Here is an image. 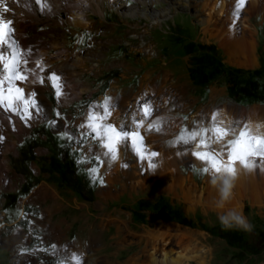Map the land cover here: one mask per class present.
I'll use <instances>...</instances> for the list:
<instances>
[{"label":"rangeland","instance_id":"1","mask_svg":"<svg viewBox=\"0 0 264 264\" xmlns=\"http://www.w3.org/2000/svg\"><path fill=\"white\" fill-rule=\"evenodd\" d=\"M204 1L209 0H152L142 4V9L138 0H115L111 5L105 1L104 14L88 7L87 18L91 22L88 27L71 23L68 15L73 14L72 8H66L64 0L54 12H41L35 3L32 4L37 13L26 20L22 49H31L32 56L37 55L38 60L51 59L49 68L62 61V57H55L58 53L67 52L71 58L79 53L88 59L78 75L71 79L83 88L80 95H70L67 91L64 97L57 99L47 83L44 86L22 84L21 87L29 85L24 87L25 92L36 91L43 111L27 125L18 117V127L5 126L0 130L4 140L0 157L7 158V167H0L6 180L0 181V264H58L72 253L82 254L83 264H149L146 231L164 230L160 220L177 222L163 216L169 211L161 214L154 208L153 203L160 196L167 199L169 207H178L195 224L193 227L177 222L184 226L190 238L178 241L169 237L166 244L169 257H175L181 246L188 243L206 249L204 264H264V250L238 259L224 239L210 233L209 229L219 221L218 215L225 210L184 200L179 188L171 192L153 184L154 176L150 178L147 174L144 162L139 163L138 168L133 167L137 159L131 148H120V162L105 160L99 169L105 183H93L89 172L97 166L94 153L98 150L94 148L89 152L85 146L82 152L77 141L81 131L78 125L83 122L90 105L110 97L109 90L115 85L118 92L138 91L140 79L148 74L155 79L152 86L155 93L148 102L154 111L148 122L156 117L166 120L162 132L144 133L147 148L159 154L152 158L153 162L169 174L178 173L189 179L195 188L204 185L206 189L201 196L207 197V173L200 172L205 165L192 160V145L172 146L169 142L176 139L182 128L192 130L197 124L208 127L207 113H217L223 105L245 110L259 106L264 110V103H237L227 95L223 83L194 85L188 75V55L183 45L187 40L213 43L223 62L243 68L257 67L259 53L264 55V0H257L255 4L245 0L241 16L233 27L236 36L229 42L227 35L217 40L209 31L211 28L214 32L222 31L230 24L237 0H223L225 11L219 16L213 15L208 24ZM120 4L124 13L115 8ZM130 11H134L133 15ZM144 12L148 13L147 17ZM155 13L162 15L157 24L152 23ZM143 46L155 53L147 55L138 51ZM41 49L45 50L44 56ZM93 61H98L102 67L100 71L90 66ZM164 70L167 77L177 79L176 85L162 82ZM212 95H216L215 98H211ZM117 98L114 97L112 113L121 119L127 116L130 121L142 102L132 109L131 104H120ZM56 112L61 116L57 117ZM51 121L56 123L51 124ZM245 124L252 130L257 126L264 130V117L246 118L228 128H235L238 133ZM64 133L73 139L68 140ZM12 140H15L17 152L7 149ZM120 166L124 170L118 171L122 169ZM55 168H59L61 175ZM134 170L136 175L131 180L139 182L130 187L133 183H124ZM242 175L247 183L264 184V177L255 173L249 177L243 167ZM41 185L47 188L43 193L48 197L34 200L32 194ZM126 185L129 186L126 188ZM139 199L143 200L140 204L137 203ZM233 202L231 199L224 207L230 209ZM138 212H143L144 216ZM241 212L253 225L250 232L246 231L253 240L258 224L255 216L264 219V198L260 204L243 198ZM51 245H56L55 252ZM182 264L198 263L190 260Z\"/></svg>","mask_w":264,"mask_h":264},{"label":"snow or ice","instance_id":"2","mask_svg":"<svg viewBox=\"0 0 264 264\" xmlns=\"http://www.w3.org/2000/svg\"><path fill=\"white\" fill-rule=\"evenodd\" d=\"M18 0H0V111L19 117L26 125L32 119L39 116L43 111L42 104L38 101L35 90L25 92L22 84L46 83L52 87L54 96L59 99L64 93V84L60 75L49 70L43 60L32 61L34 67H29L32 56L31 49H22L15 36L14 17L11 15L13 9L8 7L9 3L15 4ZM24 6L31 10L33 3L39 7L41 12H51L52 8L48 0H23ZM245 6V0H237L234 9V23L239 20L241 10ZM115 104L111 97H105L102 102L89 106L83 117V122L78 125L80 135L77 141L83 152L85 146L89 152L94 148L96 167H92L89 175L93 183L103 185L105 181L99 174V169L107 160L109 163L116 161L121 147L131 148L141 160L147 159L148 167L155 168L154 157L159 154L151 151L145 144L144 133L163 131L166 120L161 117L152 119L153 106L144 102L140 105L138 112L132 114L131 120L125 116L119 124L110 122ZM11 115L9 121L11 122ZM56 116L61 114L56 112ZM139 116V119H137ZM55 124L56 121H51ZM147 127L145 128V124ZM64 137L72 140L73 137L64 133ZM231 137V138H229ZM3 137L0 136V142ZM175 146L195 145L191 154L198 160L204 162L200 172L213 174L237 175V163L247 170L254 167L264 166V134L259 132V126L253 131L245 124L237 133L235 128L222 126V121L213 113L208 127L197 124L192 130L182 128L175 140L169 142ZM217 145L218 147H213ZM225 157L227 158L225 160ZM53 252L56 245H51ZM83 264L82 254L72 253L58 261V264Z\"/></svg>","mask_w":264,"mask_h":264},{"label":"bare ground","instance_id":"3","mask_svg":"<svg viewBox=\"0 0 264 264\" xmlns=\"http://www.w3.org/2000/svg\"><path fill=\"white\" fill-rule=\"evenodd\" d=\"M60 1L61 0H48V2L51 5L53 12L56 10H59L60 7L62 6V3ZM64 1L68 5V7H66V8H72V13L74 14V16H72L73 14L68 15V19H70L72 24L77 25V26L78 25H84L87 27L91 25V22L88 20V18H87V23H82L78 19L75 18L76 17V11H77V9L75 7V0H64ZM105 1H107L111 5L112 2L115 0H89V7L91 8V10L93 12H98L100 14H104V2ZM148 1H152V0H138V3L140 4L139 8L142 9L143 8L142 4H144L145 2L147 3ZM251 1L253 4H255V2L257 0H251ZM122 4H120V7L118 6L115 8L121 9ZM117 5H118V3H117ZM203 6L206 9H208L207 12H208L209 18L206 20V24H208L209 21L211 22L213 15L219 16L225 11V7H224L225 2L223 0L204 1ZM8 7L13 9V12L11 15L14 17V25H15V29H16L15 36H16V39H17L19 45L21 44V46H22L23 45L22 44V37L24 34L26 22H27L26 20H27V18H33V15H36L37 12L32 7H31V10H28V8L24 6L23 0H18V2L15 4L9 3ZM123 10H122V13L125 12ZM133 13H134V11L129 12V14H132V15H133ZM87 15H89V14H87ZM144 15L147 17L148 13L144 12ZM161 16H162L161 14L155 13L153 15L154 20L152 23L153 24L159 23V18ZM29 20H31V19H29ZM229 20H230V24L228 26H226L224 28V30L214 32L215 29L211 28L209 32H211V34L213 36H215L217 40H220V39L224 38L225 35H227L225 37L227 38L228 42L231 41V39H233L236 36L235 31L233 29L234 24H235L234 23V17H231ZM130 36H133V35L130 34ZM50 44H52V42ZM138 51L144 52L147 55H153L155 53L153 50L150 51L149 47H147V46L140 47L138 49ZM227 51H228V49H227ZM41 55H43V56L45 55L44 49H41ZM55 57H58V58L62 57V61L53 67L51 66V68H49V64L52 61L51 59L42 58V60H43L44 64L48 67L49 70H53L58 75H60L62 83L65 86L64 87V93L65 94L62 97H64L66 95L67 91L69 92L70 95H74V96L80 95L83 88L81 89L80 86L72 83L71 79L73 77H75L76 75H78V73L80 72V68L86 64L88 57L86 55L75 53L73 58H71V57H68L67 52H64L63 54L58 53L57 55H55ZM36 58H37V55L31 56L30 61H29V67H34V64L32 63V61L38 60ZM252 60H253V56H252ZM90 66H93V67L95 66V71H100L102 69V67L99 66L98 61H93L90 64ZM145 75L146 76L144 78L140 79L141 82L139 83L138 91L132 92L131 90H122V91L118 92V90H117L118 86L115 85L111 88V90H109L108 94L110 95V97L112 98L113 101H114V97L117 96L118 97L117 98L118 103H120V104H123V103L131 104L130 106L132 109L134 108V106H136L137 103L142 102L141 104H143L144 102H149L152 99L153 94L155 93V89L152 87L153 85H155V79L149 78L148 74H145ZM156 78H157V76H156ZM161 80L163 83L169 82L173 85H176V83H177V79H171V78L167 77L166 70L161 72ZM159 82H160V80H159ZM24 87H26V86H24ZM215 96L216 95H212L211 98H215ZM212 114L213 113H209V112L207 113V118L209 120L208 124H210V122H211ZM9 115H11V114H6L3 111H0V130L3 129V127H5V126L6 127L10 126V128H11V126L12 127H16V126L18 127V125H17V123L19 121L18 117L15 115H11V122H10L9 121ZM252 117H264V110L259 106H251L250 108L245 110V109H242V108H239L236 106L223 105L218 109V112H217L218 120L222 121V126L227 127V128H228V126L230 127L233 123L241 122V121H243V119L252 118ZM235 119H238V120L235 122ZM111 120L113 121V123L119 124L122 119H121V117H119L115 113H112ZM4 129H6V128H4ZM18 129H20V128H17V130ZM23 131H25V130H23ZM253 131H256V129H254ZM141 132L144 135L143 129H141ZM259 132L261 134H264V130H262L260 128H259ZM0 136H1V134H0ZM4 136H6V135H4ZM20 138L21 137L19 136L18 139H20ZM229 138H231V137H229ZM15 144H16L15 140L14 141L12 140L9 143L7 149L12 150L14 152H17L16 148H15ZM2 145H3V142H0V152L1 153H3L1 151ZM5 150H4V152H5ZM194 150H196V149H195V145L193 144L191 146V152ZM133 153L135 155V158L137 159V163H135L133 167L138 168L140 166L139 163L144 162L146 164L145 168H146L147 174L150 176V178H152V176H154L153 179H151L153 184H157L160 187L164 186L167 189V191H171V192H173L176 188H179L181 191L182 198L184 200L189 201V202L201 203L204 206L214 207L215 209H218L219 211H222V210L228 211L229 210L228 208L224 207L225 205L223 207L217 206V202L219 200V194H218L217 190L210 184V182H209L210 175L209 174H207V176H206V180L208 181L207 182L208 195H207V197L203 198L201 196V192L204 189H206V187L204 185H202L201 187L195 188L189 179L180 177L178 175V173H173V174L170 173L169 174L168 171L163 170L161 165H156V167L154 169L149 168L148 163H147V159L141 160L134 151H133ZM190 155H191L192 160L194 162L204 163V162L198 160L197 158H195L191 153H190ZM118 157L119 158L117 159V161L120 162V152L118 153ZM6 159L3 156L0 157V167L1 168L7 167V160ZM119 165H120V163H119ZM121 167H122V169H120L118 171L124 170L123 166H120V168ZM236 167H237L238 178L236 180V185L234 188V197L232 198L234 200L233 206L230 209H235V210L241 212V200L243 198H247L251 203H254V204H260L261 203L262 198H264V190H263L264 184L260 183V182L258 184H254L252 182L247 183L242 178V176H243L242 175V167L239 166L238 164L236 165ZM130 173H132V175L126 176L128 178H127L126 183H124V184L133 183V185H130V187H133L135 184L137 185L139 181H137L135 179L131 180V178L134 175H136V170H134ZM139 173H141V172H139ZM246 173L249 175V177L251 176V174L255 173L258 177L262 178V177H264V166H260L258 164L257 167H254L251 170L246 169ZM2 174H3V172L0 173V181L3 182L4 178H3ZM124 175H127V174H124ZM261 180H263V179H261ZM127 186H129V185H126V188H127ZM44 188H46V187L44 185H41L38 187L37 191L33 192L32 195L35 198V200L36 199L39 200L40 198L44 199V198L48 197L47 195H45L46 193H43ZM46 190H47V188H46ZM159 224H162V226L164 225V230H159L157 228L154 230H147L146 234L144 235L147 238V240H148L147 242L149 244V248L147 249L148 256H149L148 257V263L149 264H182V261L187 262L190 260H196L198 264H204V262L206 261V252L207 251L203 247H196L194 244L189 245L188 243H185L177 251V254L175 255V257H169L170 250L166 249V244L168 243L169 237H174L178 241H181L184 238L189 239L190 236L185 231L184 226H182L181 224H179L177 222L160 220ZM157 256H159V257H157Z\"/></svg>","mask_w":264,"mask_h":264},{"label":"trees","instance_id":"4","mask_svg":"<svg viewBox=\"0 0 264 264\" xmlns=\"http://www.w3.org/2000/svg\"><path fill=\"white\" fill-rule=\"evenodd\" d=\"M183 46L188 55V75L194 85L202 87L223 83L227 95L237 103H264V55L259 53V65L257 67L243 68L223 62L218 49L213 43L204 44L187 40ZM49 162H51V159ZM63 164L65 165V162ZM62 168H64L63 165ZM55 170L61 175L59 168H55ZM142 202L141 199L137 201L138 204ZM153 206L162 212L161 214L169 211V214H163L166 219L195 227L191 218L185 216L182 210L180 211L178 207H169L165 197L160 196L157 198ZM138 214L144 216L143 212H138ZM134 215L136 216L135 213ZM198 219H200V216H198ZM255 220L258 224L254 228L255 238L253 240L249 238L246 231L241 229H223L219 221L215 222L209 230L213 235L224 239L234 249L235 257L242 259L264 250V219L255 216ZM198 227L205 229L204 226L199 225Z\"/></svg>","mask_w":264,"mask_h":264},{"label":"clouds","instance_id":"5","mask_svg":"<svg viewBox=\"0 0 264 264\" xmlns=\"http://www.w3.org/2000/svg\"><path fill=\"white\" fill-rule=\"evenodd\" d=\"M76 19L82 23H87V9L89 7V0H75ZM238 174L233 176L230 174H213L210 175V184L217 190L219 200L218 207H223L225 203L229 202L234 197V188ZM221 227L225 230L238 228L243 231H251L253 225L247 220L242 212L235 209H229L223 214L218 215Z\"/></svg>","mask_w":264,"mask_h":264},{"label":"crops","instance_id":"6","mask_svg":"<svg viewBox=\"0 0 264 264\" xmlns=\"http://www.w3.org/2000/svg\"><path fill=\"white\" fill-rule=\"evenodd\" d=\"M32 198L35 200V198L33 197V195H32Z\"/></svg>","mask_w":264,"mask_h":264}]
</instances>
